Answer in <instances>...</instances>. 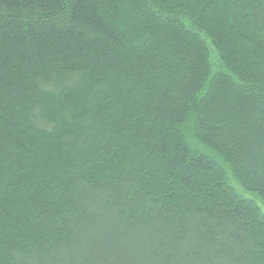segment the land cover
<instances>
[{"label":"trees","instance_id":"1","mask_svg":"<svg viewBox=\"0 0 264 264\" xmlns=\"http://www.w3.org/2000/svg\"><path fill=\"white\" fill-rule=\"evenodd\" d=\"M258 201L264 0H0V264H264Z\"/></svg>","mask_w":264,"mask_h":264},{"label":"rangeland","instance_id":"2","mask_svg":"<svg viewBox=\"0 0 264 264\" xmlns=\"http://www.w3.org/2000/svg\"><path fill=\"white\" fill-rule=\"evenodd\" d=\"M230 182L241 192V193H243L244 194V192L241 190V189H239V186L236 184V182L233 180V179H231L230 178ZM259 202V201H258ZM259 204H260V206H261V208L263 209V211H264V204H262L261 202H259Z\"/></svg>","mask_w":264,"mask_h":264}]
</instances>
